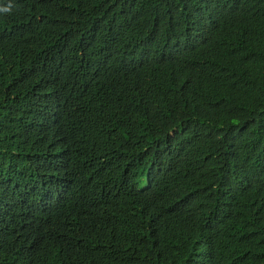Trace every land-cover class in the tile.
<instances>
[{
    "label": "trees",
    "instance_id": "trees-1",
    "mask_svg": "<svg viewBox=\"0 0 264 264\" xmlns=\"http://www.w3.org/2000/svg\"><path fill=\"white\" fill-rule=\"evenodd\" d=\"M0 234V264H264V0H0Z\"/></svg>",
    "mask_w": 264,
    "mask_h": 264
},
{
    "label": "clouds",
    "instance_id": "clouds-1",
    "mask_svg": "<svg viewBox=\"0 0 264 264\" xmlns=\"http://www.w3.org/2000/svg\"><path fill=\"white\" fill-rule=\"evenodd\" d=\"M9 239L5 238L2 234H0V248H3L7 245ZM14 262H17L16 258L14 259Z\"/></svg>",
    "mask_w": 264,
    "mask_h": 264
}]
</instances>
